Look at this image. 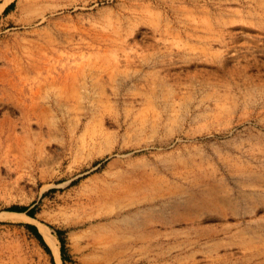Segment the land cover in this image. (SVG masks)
Listing matches in <instances>:
<instances>
[{
    "label": "rangeland",
    "instance_id": "rangeland-1",
    "mask_svg": "<svg viewBox=\"0 0 264 264\" xmlns=\"http://www.w3.org/2000/svg\"><path fill=\"white\" fill-rule=\"evenodd\" d=\"M0 264H264V0H0Z\"/></svg>",
    "mask_w": 264,
    "mask_h": 264
},
{
    "label": "trees",
    "instance_id": "trees-1",
    "mask_svg": "<svg viewBox=\"0 0 264 264\" xmlns=\"http://www.w3.org/2000/svg\"><path fill=\"white\" fill-rule=\"evenodd\" d=\"M9 210H15V211H25L27 210V207L25 206H17V205H14V206H11L8 208ZM30 215H33V210H29L28 211ZM28 228H30L34 233L35 235L38 237V239L42 242V244H44L45 248L47 250H49L48 246L46 245L42 235L40 234L39 230H38V227L34 224H29L27 225ZM64 231L60 230L58 231V237H59V240L61 242V245H60V251H61V255H62V258L66 261L67 259L65 258V253H66V241H65V238L63 237V234Z\"/></svg>",
    "mask_w": 264,
    "mask_h": 264
},
{
    "label": "bare ground",
    "instance_id": "bare-ground-1",
    "mask_svg": "<svg viewBox=\"0 0 264 264\" xmlns=\"http://www.w3.org/2000/svg\"><path fill=\"white\" fill-rule=\"evenodd\" d=\"M38 90H39V88H35V89L32 88V89H31V97H32V99L34 98L35 94H38V92H39ZM71 92H72V91H71ZM72 93H74V92H72ZM60 96H61V95H60ZM37 106H38V105H33V106H32V112H33V111H36ZM19 215H21V214H19ZM27 217L30 218V219H33V218H31L30 216H27ZM43 235H44V237H45L46 242H47V243L50 245V247L52 248L54 254H55L56 256L59 257L60 248H59V246L57 245V238H56V236L53 234L52 229H51L49 226L45 225V226L43 227Z\"/></svg>",
    "mask_w": 264,
    "mask_h": 264
}]
</instances>
